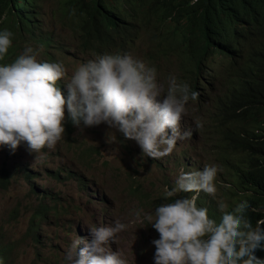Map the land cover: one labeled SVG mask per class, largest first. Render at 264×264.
I'll use <instances>...</instances> for the list:
<instances>
[{
    "label": "clouds",
    "instance_id": "clouds-1",
    "mask_svg": "<svg viewBox=\"0 0 264 264\" xmlns=\"http://www.w3.org/2000/svg\"><path fill=\"white\" fill-rule=\"evenodd\" d=\"M263 47L264 0H0V154L21 143L35 156L55 149L45 176L75 183L89 198L83 205L99 207L97 216L87 210L94 223L79 217L91 239L77 228L64 264H127L117 238L128 214L107 217L112 193L72 169L69 153L106 164L111 146L140 166L124 157L135 199H146L138 217L154 202L141 187L144 173H179L143 216L154 231L153 264H264V159L259 183L240 182L247 151L208 124L234 116L227 80ZM106 126L116 134L104 135ZM17 174L31 195L0 232V264H14L23 243L11 232L25 212L34 249L45 224L68 211L27 164L0 167V194Z\"/></svg>",
    "mask_w": 264,
    "mask_h": 264
},
{
    "label": "rangeland",
    "instance_id": "rangeland-1",
    "mask_svg": "<svg viewBox=\"0 0 264 264\" xmlns=\"http://www.w3.org/2000/svg\"><path fill=\"white\" fill-rule=\"evenodd\" d=\"M104 135H115L116 131L110 127L102 128ZM118 131V130H117ZM85 135H90L88 130H82ZM120 136V132L118 131ZM104 138V136H99ZM110 158L109 161L104 164V160L97 157L95 161H89L85 155L80 158L75 153L70 151V155L76 160L72 169L84 168L87 170L92 181H96L99 187H102L105 191L108 189L111 194V201L108 203V213L112 214L117 209L123 214H128V218L125 222L127 224L126 230L118 234V242L121 243L123 250L129 251V257L127 264H153L152 260V236L154 231L151 225H147V221L144 220V213L152 212L153 207H156L162 200L161 197H165L163 192L167 191V184L174 186L176 177L179 173L162 174L157 170L149 169L144 173L145 179L142 181L141 187H145L147 193L150 194L151 199L154 202L146 207L140 209L141 215L136 216V211L142 203L146 201L145 197H139L138 201L134 197L136 182H132L128 178L130 171L127 169L128 165L124 161V157L127 158L129 165L134 169H140L139 164L129 159L123 148L121 151L116 146L109 147ZM55 149H48L46 153H40L35 156L34 153H30L27 150L26 143H21L17 152L9 153L4 151L0 154V167L6 164L8 167H16L18 164L26 165L34 172H38L42 175L43 179L53 186L56 191H59L61 196V204L63 207H68V211L63 212L58 217H53L48 224L42 228V235L40 237L41 243L36 244L32 249L33 242L29 238H25L29 228V212H25L21 219V223L16 229L12 230V234L16 235L14 240H21L23 245L18 248L14 257V264H46L47 262H53V264H64V254L70 244L77 239L76 230L81 229L85 237L90 240V227H87L83 220L79 222V217H85L94 223L95 219L90 215H98L99 207L90 208V206H84L89 202L88 196L78 191L79 188L75 183L57 182L51 178L45 176V171L48 170L47 164L52 162L49 158ZM176 170L181 171L182 165H175ZM14 186L8 192L0 194V232L10 226L8 222V216L10 212L24 206L27 203L28 198L31 195V187L28 186L17 174ZM158 183V184H157ZM155 185V186H151ZM92 190H96L97 199L102 201L99 196V192L95 186L90 185ZM55 191V192H56ZM138 207V210L136 209ZM151 207V208H150ZM89 211L90 215L87 213ZM105 215V217H106ZM146 239V242L144 241ZM147 246V247H145ZM109 247L117 250V246L114 242L109 243ZM40 249L42 257L39 258L36 255V250Z\"/></svg>",
    "mask_w": 264,
    "mask_h": 264
},
{
    "label": "trees",
    "instance_id": "trees-1",
    "mask_svg": "<svg viewBox=\"0 0 264 264\" xmlns=\"http://www.w3.org/2000/svg\"><path fill=\"white\" fill-rule=\"evenodd\" d=\"M237 95L236 113L224 123L209 118V126L220 132L235 150L247 151L239 168V181L262 179L259 170L264 159V47L252 61H244L227 80Z\"/></svg>",
    "mask_w": 264,
    "mask_h": 264
}]
</instances>
